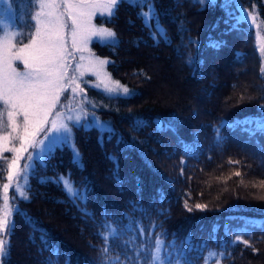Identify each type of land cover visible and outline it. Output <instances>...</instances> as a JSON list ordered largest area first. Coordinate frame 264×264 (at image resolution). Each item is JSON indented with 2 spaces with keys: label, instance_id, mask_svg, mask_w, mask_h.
Here are the masks:
<instances>
[{
  "label": "trees",
  "instance_id": "1",
  "mask_svg": "<svg viewBox=\"0 0 264 264\" xmlns=\"http://www.w3.org/2000/svg\"><path fill=\"white\" fill-rule=\"evenodd\" d=\"M12 2L26 32L34 6ZM253 2L264 23V0ZM221 3L125 2L111 23L95 19L118 44L92 50L132 94L86 87L89 106L110 127L74 130L68 146L33 164L28 198L12 205L20 213L2 264H137V252L151 264L157 238L189 264H264L262 57L247 20ZM153 6L158 19L146 27L140 14ZM157 24L163 39L152 38ZM11 156L0 159V185ZM237 235L248 245L233 243Z\"/></svg>",
  "mask_w": 264,
  "mask_h": 264
},
{
  "label": "snow or ice",
  "instance_id": "2",
  "mask_svg": "<svg viewBox=\"0 0 264 264\" xmlns=\"http://www.w3.org/2000/svg\"><path fill=\"white\" fill-rule=\"evenodd\" d=\"M125 2L129 5H146L148 0H29L30 6H34V14L30 13V21L34 23L28 25L26 32L12 31L0 19V29H3L0 34V159H4V153L12 154L10 159L5 160L7 182L0 185V262L10 255V245L4 237L14 232L12 217L20 213L18 207H12L10 189L14 188V194L27 199L26 178L29 170L34 171V163L52 156L58 148L68 146L74 130H105V123L99 121L95 113L90 119L85 118L87 113L83 107L76 109L83 115H72L73 101L81 105L87 102L86 88L82 86L87 84L84 77L94 76V87H102L109 96L119 98L120 95H131L127 87L113 80L105 71V65L110 61L97 57L89 48L94 37H99L102 46H117L116 32L97 27L93 20L99 15L103 18L102 22L111 23L119 6ZM200 2L205 3L207 0ZM140 16L146 27L158 19L154 6L148 8L147 15L141 13ZM251 19L255 24L256 17L252 16ZM157 35L161 39L166 35L159 24L152 38L156 39ZM221 44V41H217L212 47L219 49ZM259 52L264 75V40H261ZM17 62L23 65V70L18 69ZM261 109L264 110V105ZM142 126L141 122H135L136 128ZM261 128L264 129V124ZM41 134L43 139H37ZM218 139L222 140V137L218 136ZM38 146L40 153L34 156L29 152V149ZM25 153L28 155L25 156ZM73 158L74 161L80 158L77 151L73 152ZM23 160L28 162L21 165ZM183 171L182 168L181 175ZM234 175L240 177L241 172L236 171ZM21 178H25V187L21 186ZM63 186L73 198H78L79 193L73 191L67 180L63 181ZM260 186L264 187V181ZM195 207L203 210L207 205L196 204ZM188 210L191 211V208ZM111 235L117 238L116 229H112ZM233 243L248 245V241L241 240L239 235ZM210 254L213 257L217 255L214 251ZM135 255L137 264H142L140 253ZM220 255L223 258V252ZM151 264L189 262L182 258V254L173 260V253L165 249L162 239L157 238Z\"/></svg>",
  "mask_w": 264,
  "mask_h": 264
},
{
  "label": "rangeland",
  "instance_id": "3",
  "mask_svg": "<svg viewBox=\"0 0 264 264\" xmlns=\"http://www.w3.org/2000/svg\"><path fill=\"white\" fill-rule=\"evenodd\" d=\"M212 1H215V0H212ZM220 1L222 2L221 4L223 5V7H225V8L226 7H230L231 9L236 10L237 12H239L241 17H243L245 20H247L246 22L248 24H250V26L253 28V30L255 32L256 46H257V49L259 51V45L261 43V40H264V23L259 18L258 10H257V7L254 4L253 0H220ZM252 16L256 17V23L255 24L252 22V19H251ZM97 17H100V16L97 15L94 18L93 23L97 27H102V26H98L95 23V19ZM245 17H247V19ZM0 19L4 20L5 24L7 26H9L10 30H12V31H20V28H19V25H18L19 24L18 20H16V13H15V8H14L12 0H0ZM2 32H3V29H0V34H2ZM93 43L102 44V42H100L99 37H94L93 38V42L89 44V48L91 49L92 52H93V50H92L91 45ZM95 55H96V53H95ZM96 56L101 58V59H105V58L100 57L98 55H96ZM107 65H105V71L108 74H110L109 71H108ZM17 67H18L19 70H23V65L20 64L19 62H17ZM257 72H258V68L256 70L252 71L251 75H249V79L248 80H250V82L256 80ZM111 78H112V76H111ZM112 79L115 80L114 78H112ZM84 80L87 81V84L82 85L83 87H85V88L86 87L95 88L94 84L96 83V78L94 76L86 75L84 77ZM115 81H117V80H115ZM96 89H98V88H96ZM98 90L103 91L102 87L99 88ZM129 92L131 93L130 90H129ZM86 94H87V89H86ZM65 95H68V94L66 93ZM120 96L124 97L123 95H120ZM86 100H87V102L84 105H81L80 103H78L76 101L72 102V106H73V109H74V111L72 112V115L73 116L83 115V113H80L79 111H76V109H80L81 107H83L84 111L87 113V116L85 117L86 119H90L92 114L95 113L96 118L99 121L104 122L105 126H106L105 129H108L110 127V124L108 122H106V121H103L99 117V114L93 109V107L91 108L89 106L88 95H86ZM37 139H43V134H41V136H39ZM72 140H73V135H72ZM45 143H47V141H45ZM29 152L33 153V155L35 156L36 154L41 152V149L38 146L37 148L29 149ZM27 155L28 154L25 153V156H27ZM27 162H28L27 160H23V161H21V165H23L24 163H27ZM30 171L31 170H29L28 175H29ZM27 179H28V176L26 178V181H27ZM20 183H21L22 187H25V178H21ZM9 195H10V198H13L12 205H14L16 200L20 199L18 194H14V188L10 189ZM6 237L7 236H5V239H6ZM0 264H2V262H0Z\"/></svg>",
  "mask_w": 264,
  "mask_h": 264
}]
</instances>
